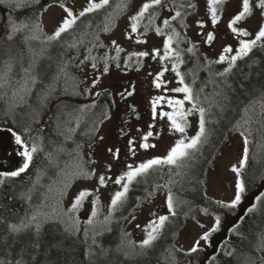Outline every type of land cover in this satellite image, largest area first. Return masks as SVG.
Returning <instances> with one entry per match:
<instances>
[{"label":"rangeland","instance_id":"374dc122","mask_svg":"<svg viewBox=\"0 0 264 264\" xmlns=\"http://www.w3.org/2000/svg\"><path fill=\"white\" fill-rule=\"evenodd\" d=\"M27 1L29 0H4V3L5 5H12L14 3L22 5ZM178 1L180 3L176 4L170 0L169 6H159V9H154L149 14V16L154 17L152 22L149 21L147 23L148 15L146 13L144 18L139 21L137 32L132 33L130 30V17L135 15L140 7L144 3L149 2V0H117L112 5L107 6L105 12L102 13L107 19L105 22H102L100 17L99 19L96 17V19L90 18L84 22L78 19L72 29V33H76L77 35L75 37L67 35L62 37L63 41L61 44H65L66 47L62 49L58 56H52V51L48 52L49 46L46 42H42V38L25 41V55L17 53L16 62L11 63L13 70L7 73V76L11 79L9 85L14 87V93L11 97L16 93H31L30 91L35 89L36 86L41 85L43 78L54 67L59 68L63 66L66 67L64 89L72 90L80 82L81 88L84 90L83 94L89 97L95 96V94L106 90L108 87H112L122 77L130 76L135 78L139 86L148 90L145 97H142L141 103L143 109L144 107L148 108L143 115L144 119L148 121V119L153 117L156 125L154 137L146 141V143L154 144L155 147L143 149L136 142V157L131 158L129 162H123L122 155L119 156V152L118 158L114 155L117 150H121L116 148L113 142L114 139L111 137V122L108 119L104 121V118L98 127V133L94 135L98 137L88 140L87 147L85 148L89 160L83 166L92 174L91 178L74 177L73 174L82 162L67 163L65 166L59 165L63 160V155L69 152L63 146V150L55 158V164L52 167L55 169L54 173L52 174L50 171L52 176L51 181L47 184L42 196L41 192L39 194L41 198L47 199V205L42 207V209L49 211L50 216L62 218L65 222L73 223L76 221L79 224L84 223L85 225H89V218L93 222L94 219L91 217V212L88 210L90 207L87 203H90L98 196L99 201L96 205L98 214L95 220L101 216V222L105 221V217L109 216L110 212L111 196L116 191L121 190V186L114 183L115 177L126 171L128 164L135 166L153 157H163L167 155L168 150L177 139L185 138L187 141L188 138L196 134L200 118L198 110H193L187 116L186 131L184 134H181L171 129L170 121L166 117L161 118L159 115L161 111H173L166 101L157 104L156 116H153V112L151 111L153 110L152 101L158 96L183 99V93L171 91L173 88L183 86L176 75V67L180 60L183 61V63H180V66L187 72L189 67H195L196 62L199 72L202 70L204 63L208 64L205 68L208 74L203 78L199 77V72L195 74L193 69L190 71L191 78L195 83L193 84L192 81H188V86L193 90L194 100L185 101L183 106L184 111L191 109L193 104L197 108L203 107L205 109V135L202 137V142L198 145V149L189 150V156L183 159L180 167L166 164L161 165L162 167H156L152 171L156 177L146 181L148 185L143 190V192H146L145 198L138 199L134 204L135 208L130 210L126 215H121V212H111V216L116 213V216H120L122 220L125 219L121 223L122 227H120L119 231L123 239H125L123 248L128 255L130 257L141 258L145 255L160 254L161 257L169 261H160L158 264H173V261H170L172 259L170 253L173 254V252L167 245H161L157 249V246L160 245L156 241L153 242L151 247L141 249L139 244L146 237L145 226L151 221L156 220L159 215H171L167 210L166 198L169 192L168 189L172 190L170 183L173 181V176L178 177L177 185L178 187H182L185 184V179L192 172H196L195 169L197 170L198 165L202 162L201 158L211 148L210 142L213 140L215 127L219 125L221 119L225 116L230 99L229 91L231 85L228 78L229 72L225 73L224 69L229 66L231 56L235 55V51L239 47V40L254 38L259 27L264 25V14H262L259 8L255 7L259 0H250V3L253 5L252 13L243 20L238 21L235 25L238 28L247 29L250 33L249 37L233 34L228 27L229 21L242 11V0H224L223 4L217 5L220 20L216 25L211 23V14L208 11L207 0ZM46 2V8L40 19L44 34L49 36L54 33L55 28L58 27L66 16L64 8H70L78 16L79 12L87 6L88 0H64L63 2L46 0ZM95 2H99V0H95ZM190 4L194 5V7H188ZM61 5H63V8ZM176 11H180L184 15V19L181 22L184 25V39L189 43V47L190 43H194L196 46V54L198 56L195 55V58L197 61L193 59L191 61L187 60L186 56L182 53H180L179 60H177V51L174 49H178V42L174 46L173 44L171 45V47L173 46V51L170 56L164 59L160 58L165 53L164 41L169 35H172L171 33H173V29L175 30L176 22L179 19L178 17L174 21L171 20V16H174ZM12 12L16 13L19 11L12 9ZM4 16L5 12L0 11L1 23ZM165 19L170 20L169 26L163 24ZM12 20L15 21L14 18H11ZM8 21L9 23L6 27L11 32L10 18H8ZM201 22L203 27L201 26ZM157 27L161 29V34H157L155 31ZM105 28H107V31H104ZM27 32V36L33 34L29 27L27 28ZM207 32H213L214 34L213 41L208 43L209 48L214 46V44L215 46L213 50L206 51L204 48V44L206 43H199L198 39ZM35 34L38 35L37 33ZM112 41H116V44H112ZM181 44L182 42H180ZM70 45L75 46L72 47ZM117 45L123 51L117 52ZM228 46L233 48L232 53L226 54L229 59H226L222 63H217L216 61H218L223 49ZM154 49H158L159 52L153 51ZM134 52H148L149 55L144 57L132 56L131 54ZM66 54H68L67 58ZM33 59L36 61V71L32 75L37 76L34 83L31 80H27L24 73V69L29 67V62ZM2 63L1 89L5 87L3 84L5 62L3 61ZM93 63L96 65L95 68L92 66ZM174 64L176 66L175 70L173 69ZM105 67H107V71H104ZM160 72H163V76L159 77L157 81V74ZM202 73L206 75L204 71ZM220 73H224V75H220ZM156 82H159L161 87L157 88L155 86ZM254 113L261 129V137L256 147L257 155L259 156L264 148V109H254ZM241 133L243 131L239 125L229 130L217 147L213 151L211 149L212 155L200 167L203 168L201 172V180L204 185L202 192L209 202L203 205L197 204L193 207L181 206L182 211H191V213L185 223L176 227L175 232L177 234L171 246H173L174 250H178L183 254L184 261L191 259L190 263L192 264H206L208 260H205L204 255L208 253L214 254L223 250L225 241L228 239V230L235 224L234 218H237L243 205L249 206L250 203L248 202L257 197V194H261V191L257 187L246 191L242 195L240 204L234 209H221L215 203L216 201L230 202L234 198L237 175L232 171V166L236 165L239 167V161L243 157L245 148V137ZM0 149L1 157L12 162L9 167L13 166V168H17L22 165L20 161L23 158L19 155L21 149L15 144L13 133L0 132ZM109 149L112 151L110 152ZM109 165L111 166L110 168ZM4 167V165H0V172L6 171L3 170ZM261 168L263 169V167ZM100 175H104L108 180L103 187L99 186L98 183ZM39 180L40 183L44 181V179ZM138 180H141V178ZM71 182V186L65 192ZM177 185L175 182L174 187H177ZM82 190L89 191L91 195L84 199L82 205L76 211H70L75 197ZM33 194L37 196L38 193L33 190ZM128 205L129 203L125 201L120 209L123 210ZM204 209H207V213H205ZM153 215L156 217L152 218ZM217 215L221 218V224L218 230L210 237V242L201 241L198 252L202 257L199 261L191 258L189 256V249L204 231L213 226ZM104 242L97 243L99 244L98 249H104L105 254L112 255L116 250V245L110 242L105 245ZM93 250L94 248L92 247L90 251L93 253ZM262 258H264V250ZM184 261H181V263ZM120 264L129 263L120 261ZM261 264H264V260H262Z\"/></svg>","mask_w":264,"mask_h":264},{"label":"trees","instance_id":"16d2710c","mask_svg":"<svg viewBox=\"0 0 264 264\" xmlns=\"http://www.w3.org/2000/svg\"><path fill=\"white\" fill-rule=\"evenodd\" d=\"M52 1L63 2L64 0ZM112 4L110 2L107 6ZM16 5L15 3L12 5L3 4L4 9L11 8L19 11L12 13V18L15 19L12 21L17 25L21 22L29 24L30 31H32L33 25H39V30L35 33L42 38V42H46L49 46L48 52L52 51V56H58L66 47L65 44H61L62 37L66 35L75 37L77 35L72 33L74 25L72 29L62 34L61 39L48 41V36L44 34L40 19L47 5L46 0H39V3H32L29 0L20 7ZM107 6L80 17V21L84 22L90 18L99 19V17L102 22L107 21L106 17L102 15ZM1 8L0 6V10ZM6 26L7 22L4 26H0V128H10L21 134L29 145L35 143L38 146V151L33 154L29 169L20 176L0 177L5 181L0 184V217H3L7 223H18L21 219L31 215L38 217L41 223L39 237L41 247L38 250L36 264H116V262L120 264V261L114 262V258H116L114 252L112 255H107L104 252L102 254L101 250L98 249L99 244L97 243L101 241H105V245L108 242L112 243L110 234H102V239L97 241L98 239L94 237L89 240L80 231L68 230L59 221V218L51 217L49 211L42 209L47 205V199L39 196L40 192L42 196L47 184L51 181V172L53 174L55 171L52 168L55 164V158L63 150V146L69 152L63 155V160L59 165L65 166L67 163L77 162H82V165H85L89 160L85 148L88 140L94 137L97 127L100 125L103 109L107 106L105 98L108 92H101L95 98L87 99L83 94L84 90L81 88L80 82L72 90L64 89L66 67L63 66L54 67L43 78L41 85L36 86L30 91L31 93H16L11 97L14 93V87L9 85L11 79L7 73L10 71H7L6 62L15 63L17 53L25 55L24 38L28 32L25 29L9 40L7 36L10 31ZM67 56L68 54H66V58ZM3 61L5 62V77L3 79L5 87L1 89ZM12 70L13 66H11ZM228 78L231 88L226 114L219 125L215 127L213 140L210 144L211 148L201 159L209 158L222 138L242 119L244 122L242 131L248 139L246 145L248 161L241 169L240 178L245 183L246 192L255 187L260 188L264 182V148L258 156L256 147L261 137V129L254 113V109H264V104L260 102V90L264 89V47H256L244 59L238 60L229 72ZM199 165L198 169L195 170L196 172H192L185 179V184L182 187H178V185L174 187L173 185L170 191L173 193L174 191H181L183 199L190 198L202 201L204 185L201 180L202 171L199 169ZM39 179H44V181L40 183ZM33 190L38 193L37 196L33 194ZM262 194L259 195V200L256 198L254 203L251 202L246 207L241 216L234 218L235 224L228 230L229 234L225 247L218 257L215 256L211 259L209 264H244L246 257L254 258L255 264H261L263 250H257V245L260 234L264 233V195ZM5 232L6 224L0 223V236H3ZM31 238V234L18 236L19 242L15 244V249L18 250L22 242ZM93 240H95L94 244H92ZM8 243H11V237H8ZM57 244L60 247H53ZM159 245L157 249L161 247V244ZM92 247L94 248L93 253L90 251ZM170 250L172 251L171 248ZM228 252H232L233 255H227ZM13 255L14 253L10 250L8 259L11 260ZM159 255H145L137 259H124V261L132 264H157Z\"/></svg>","mask_w":264,"mask_h":264},{"label":"snow or ice","instance_id":"6c2138e0","mask_svg":"<svg viewBox=\"0 0 264 264\" xmlns=\"http://www.w3.org/2000/svg\"><path fill=\"white\" fill-rule=\"evenodd\" d=\"M32 3H39V0H31ZM4 3V0H0V4ZM224 0H207L208 5V11L211 14V23L213 25H216L218 21L220 20V16L218 15V8L217 5L223 4ZM109 4V0H99V2H95V0H88L87 6L83 8L82 11L79 12L78 16L73 13V11L70 8H64V11L66 13V16L62 19V22L58 25V27L55 28L54 33L52 35H49L47 37L48 41H57L59 38H61L63 33H66L69 29H72L73 26L76 24L77 19L79 17H84L88 13H92L96 10L102 9L105 6ZM17 7L22 6L21 4H17ZM156 6L163 7V0H149V2H146L140 7V9L136 12L135 15H132L130 17L131 25L130 30L132 33L137 32L139 27V21L144 18L146 13H149L150 9H153ZM63 8V5H61ZM188 7H194V5H188ZM255 7L259 8L264 14V0H259L258 4L255 5ZM253 11V5L250 3V0H242V11H240L238 14H236L228 24L229 29L233 34H236L241 37H249L250 33L247 29L244 28H238L235 25L238 21L243 20L246 16H249ZM181 16L180 11H176L174 16H171V20H176L178 17ZM154 19V17L150 16V22ZM163 24L165 26L170 25V20L165 19L163 21ZM201 26L203 27V24L201 22ZM29 27L28 24L21 22L19 25H17L15 22L11 21L10 19V28L11 32L8 34L7 39L11 40L13 37L18 33L21 32ZM39 30V25L35 24L32 26V32L33 34L30 36H26L24 39L25 41L33 40V39H39L40 37L35 34V32ZM104 31H107V28L104 29ZM157 34H161V29L157 27L155 29ZM173 36H179V33L175 32L173 29V34L169 35L167 39L164 41V48L165 53L164 56L160 57L161 59H164L165 57H168L171 55L173 49L171 47ZM214 39L213 32H207L206 33V42L210 43ZM258 42H264V25H261L259 27V30L255 33L254 38L252 39H240L239 40V47L235 51V55H232L229 60V66L224 69V72H230L232 70V67L236 64V62L249 55L253 51V49L258 45ZM112 44H116V41H112ZM74 47L75 45H70ZM261 47H264V44H261ZM116 51L120 52L123 51L118 45L116 46ZM153 51L159 52L158 49H154ZM187 51L191 52L193 51L192 48L187 49ZM233 48L231 46L225 47L223 49V52L220 54L217 63H222L226 59H229V57L226 55L227 53H232ZM132 56L137 57H144L148 56V52H134L131 54ZM177 60H179L180 53L176 52ZM94 59V58H92ZM180 63H183L182 60L179 61ZM93 68L96 67L95 63H93ZM175 64L173 65V69L175 70ZM6 68L7 71H11V64L6 62ZM107 67H105L104 71H107ZM36 71V61L33 59L29 62V67L24 69L25 76L27 80H31L33 83L36 81L37 76L32 75ZM177 77L180 79L181 87L173 88L171 91L176 93H183L184 97L183 99H174V98H165L163 96L155 97L152 101V109H153V116H156V107L158 103L165 102L168 104L170 108L173 109V111H161L159 113L161 118L166 117L168 121H170V127L175 132L184 134L187 127V116L191 114L193 110H198L200 118H199V128L196 134L190 138H180L177 139L173 146L170 147V149L167 152V155L163 157H153L151 159H148L146 161H143L139 163L138 165H132L128 164L126 166L127 170L115 177L114 183L116 185L121 186V190L116 191L110 198V205H109V216L105 217V221H109L111 212L116 211L118 208L122 207L124 202L126 201L127 194L129 192L130 185L137 180L138 177L146 176L150 170H153L157 166L160 165H175L177 167L181 166V163L184 158L189 156V150H196L198 149V145L202 142V137L205 135V109L203 107L197 108L195 104L192 105L191 109H188L187 111L183 110V106L185 101H193V90L191 87H189L187 84L184 83V77L181 75L179 71H176ZM220 75H224V73H220ZM163 76V72H160L157 74V81L159 80V77ZM155 86L157 88L161 87V84L159 82L155 83ZM130 95V93H129ZM260 96L261 100L260 102L264 104V89L260 90ZM9 131H12L9 129ZM153 135L152 131L147 132L143 137V141H147L149 137ZM241 135H244L241 133ZM13 138L15 141V144L20 147L21 151L19 155L23 158V163L21 166H19L14 171H8V172H0V177H18L22 173H24L26 170L29 169L30 164L33 160V154L38 151V146L33 143L31 146L25 143V140L23 139L22 135L16 132H13ZM131 144L132 141H129ZM244 154L243 157L239 161V167L236 165L232 166V171L236 173L237 179L235 182V191H234V198L230 200V202H224V201H216L215 203L219 205L221 209H234L237 205L240 204L242 195L245 192V183L240 178L241 175V169L246 165L248 161V139L245 136L244 138ZM140 148L148 149L150 147H155L154 144H149L146 142H142L139 145ZM111 152L112 150L109 149ZM135 154L133 150V155ZM116 158H118V150L116 153H114ZM111 166L109 165V168ZM74 177H83V178H91V173H89L84 166L81 164L78 166L77 171L73 174ZM110 179V178H108ZM5 181L0 179V184H3ZM108 180L104 175H100L98 177V183L99 186L103 187L106 185ZM91 195V193L87 190H82L79 192V194L75 197L70 211H76L83 203L84 199ZM264 195V194H262ZM259 200L260 197H257ZM99 197L96 196L92 201V211H91V217H96L98 212L96 205L98 204ZM166 206L167 210L170 214L175 215L174 211V198L172 192L169 190L166 198ZM205 213H207V209H204ZM249 211H252V209H249ZM169 216L168 215H159L156 220L151 221L148 225L145 226V232L146 237L140 242L139 247L141 249H145L148 247H151L153 242L156 241L157 236L159 232L165 227L166 221H168ZM0 223L6 224V232L3 236H0V264H36L37 262V255L39 254L38 250L41 247L40 243V230H41V223L36 215L26 216L25 218L21 219L18 223H7L3 217H0ZM88 223H93V220L89 218ZM78 222H73V227L76 228V230H79L78 227H76ZM221 224V218L220 216H216L213 226L209 228L208 230L204 231L203 234L197 239L193 246L189 249L190 253H196L199 251L201 246V241L204 242H210V237L213 233H215L219 226ZM34 226V227H33ZM203 227V225H201ZM31 234V239H26L24 242L21 243V246L18 250L15 249V244L18 243V236L20 235H26ZM8 237H11V243H8ZM93 243H95V240H93ZM53 247H60L59 244L53 245ZM10 250L12 253H14L11 260L8 259V255L10 253ZM257 250H264V233H261L259 236V243L257 245ZM105 250L101 249V252L103 253ZM143 254V253H140ZM227 255L231 256L233 255L232 252L226 253ZM172 255V261L173 264H175V257ZM125 256H128L127 253H125ZM25 257H28V259H25ZM130 259L135 258L134 256L129 257ZM264 260V258H262ZM244 264H255L254 258H247L244 261Z\"/></svg>","mask_w":264,"mask_h":264},{"label":"flooded vegetation","instance_id":"af4514ba","mask_svg":"<svg viewBox=\"0 0 264 264\" xmlns=\"http://www.w3.org/2000/svg\"><path fill=\"white\" fill-rule=\"evenodd\" d=\"M175 3L176 4L180 3V1ZM167 5L169 6V3ZM167 5L165 2L163 3V7H166ZM179 18H184V15L181 14ZM199 38H200L199 42L206 43V44L203 43L206 51L213 50L215 44L214 46H211V48H209L208 42H206V34H204ZM260 46L261 44H259L258 42V45L256 47H260ZM106 91L108 92L105 98L107 101V112L104 115L103 119L105 118L104 121L108 119V121L111 122V137L114 139V141L113 140L112 141L114 142L116 148L121 150L118 151L119 156L122 155L123 162H129L131 158L136 157L135 143L137 142L138 145H140L142 142H146L142 140V137L149 131H152L153 135L148 139L153 138L156 130L155 129L156 125L154 123L153 117H151L147 121L144 119L143 116L145 111L148 110V108L145 107L144 109L142 108L141 99L142 97H145V95L148 93V90L143 88L142 86H139V84L136 83L135 78L133 76H130V77H122L115 85H112V87H108ZM151 111L153 112V110ZM7 132L8 131H5V133ZM97 137L98 136H95V138ZM129 141H132V143L130 144ZM133 150L135 152L134 155H133ZM199 169L202 171L203 168H199ZM143 190L144 189H129L126 198V201L129 203V205L126 206L123 210L118 208L116 210V213L121 212V215L123 214L126 215L128 212H130V210L135 208L134 206L135 202L138 199L145 198L146 192H143ZM173 196L175 197L174 198L175 215L171 214L169 216L168 221H166L165 223V227L159 232L157 236L156 240L161 245H168V244L173 245V239L177 234L175 232L176 227L185 223L188 217H190L191 211L189 212L182 211L181 209L182 202L188 203L189 207H193L194 205L197 204L203 205L209 202L205 197V195L202 201H198L190 198H187L184 201H182L181 191H174ZM87 205L90 207V209L88 210L91 212L92 203L91 202L87 203ZM115 214H112V216H110L109 221L101 222L100 220L101 216H99L96 220H95L96 217H94L93 218L94 222L89 225H85L84 223L79 224L78 222L76 227H78L79 230H76V228H74L73 225H70L66 222H64L63 225L68 230L72 229L74 232L80 231L89 240L92 239V237H94L98 239L97 241H99L100 239H102L101 238L102 234H110V236L112 237V243L120 246L121 244H123L125 239H123L119 230L120 227H122L121 223L124 222L125 219L122 220L120 216H116ZM153 217L156 216L153 215L152 218ZM113 235H115V237H113ZM172 251L175 257V264H192L190 263L192 261L191 259H186L184 261L183 254L178 250L177 251L174 250L173 246H172ZM220 252L221 250L215 252L214 254L208 253L204 255L205 260L206 261L208 260L206 264L210 263L211 259L213 258L212 257L213 255L214 257L215 256L218 257ZM114 255H116V258H114V262L124 261V259L127 260L130 257L129 255L125 256V254L121 252L120 249H116ZM189 256H191V258H195L198 261L202 257V255L199 252L190 253ZM157 258L159 259V262L160 261L169 262L165 258L161 257V255H159ZM170 261H172V259ZM181 261L184 262L181 263Z\"/></svg>","mask_w":264,"mask_h":264}]
</instances>
